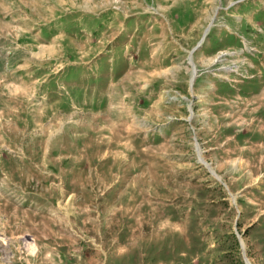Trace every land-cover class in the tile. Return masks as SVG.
Segmentation results:
<instances>
[{
	"label": "rangeland",
	"instance_id": "rangeland-1",
	"mask_svg": "<svg viewBox=\"0 0 264 264\" xmlns=\"http://www.w3.org/2000/svg\"><path fill=\"white\" fill-rule=\"evenodd\" d=\"M263 113L264 0H0V264H264Z\"/></svg>",
	"mask_w": 264,
	"mask_h": 264
},
{
	"label": "crops",
	"instance_id": "crops-1",
	"mask_svg": "<svg viewBox=\"0 0 264 264\" xmlns=\"http://www.w3.org/2000/svg\"><path fill=\"white\" fill-rule=\"evenodd\" d=\"M225 45H230V43L228 41H225ZM218 50H219V47L216 49V51H214V52H212L210 54H207V53L203 52V55L202 56L204 58H205V56H207V59H209L208 56H215L216 53L218 52ZM262 117H263V119L259 118V121L260 122H263L262 124H264V113L262 114ZM256 119H257V117H256ZM263 128H264V125H263ZM256 131H257V129L255 128V130H254L253 133L243 134V132H240L238 134H234L235 135V138L234 139L240 141L241 139L246 138V140H244V142L253 144L254 146L264 147V138L262 139V141H260L259 140V135L256 134Z\"/></svg>",
	"mask_w": 264,
	"mask_h": 264
},
{
	"label": "bare ground",
	"instance_id": "bare-ground-1",
	"mask_svg": "<svg viewBox=\"0 0 264 264\" xmlns=\"http://www.w3.org/2000/svg\"><path fill=\"white\" fill-rule=\"evenodd\" d=\"M199 45H201V44H199ZM197 50V49H196ZM195 50V51H196ZM197 73H196V69L194 68V73H193V78H192V85H193V83H194V81H195V78H196V75ZM205 164H206V166H207V168L209 169V167H208V164H207V162H205ZM210 165V164H209ZM213 174H215V172L213 173Z\"/></svg>",
	"mask_w": 264,
	"mask_h": 264
},
{
	"label": "water",
	"instance_id": "water-1",
	"mask_svg": "<svg viewBox=\"0 0 264 264\" xmlns=\"http://www.w3.org/2000/svg\"><path fill=\"white\" fill-rule=\"evenodd\" d=\"M199 46H200V45H199ZM241 245H242V248H243V250H244V243L242 242ZM244 254H246L245 251H244ZM245 260H246V264H251L248 258H245Z\"/></svg>",
	"mask_w": 264,
	"mask_h": 264
}]
</instances>
